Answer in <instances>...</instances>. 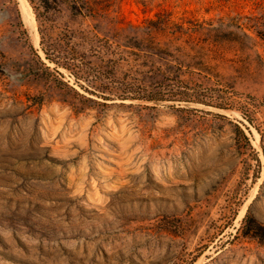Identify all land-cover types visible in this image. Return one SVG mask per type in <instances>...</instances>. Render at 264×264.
<instances>
[{"label":"rangeland","instance_id":"1","mask_svg":"<svg viewBox=\"0 0 264 264\" xmlns=\"http://www.w3.org/2000/svg\"><path fill=\"white\" fill-rule=\"evenodd\" d=\"M21 1L0 264H264V0H25L30 24Z\"/></svg>","mask_w":264,"mask_h":264},{"label":"trees","instance_id":"2","mask_svg":"<svg viewBox=\"0 0 264 264\" xmlns=\"http://www.w3.org/2000/svg\"><path fill=\"white\" fill-rule=\"evenodd\" d=\"M32 9L35 11L36 17L45 14L51 10H57L60 4H65L74 13H82L86 10L83 0H27Z\"/></svg>","mask_w":264,"mask_h":264},{"label":"bare ground","instance_id":"3","mask_svg":"<svg viewBox=\"0 0 264 264\" xmlns=\"http://www.w3.org/2000/svg\"><path fill=\"white\" fill-rule=\"evenodd\" d=\"M24 1V4H25V0H23ZM22 2V1H21ZM23 4V2H22V4L20 3V5H21V10H22V15H23V17H24V20H27L28 21V24H30V22H29V20H28V17H29V15H28V13H27V11H26V8H27V5L28 4H26V6ZM29 11V10H28ZM31 11V10H30ZM30 16H31V13H30ZM31 19V18H30ZM33 19V18H32ZM31 19V20H32ZM26 21V22H27ZM33 21L34 20H32V23H33ZM33 25V24H32ZM31 25V26H32ZM34 28V27H33ZM38 33V32H37ZM39 36V35H38ZM38 36H37V38H38ZM34 39H35V36H34ZM38 40V39H37Z\"/></svg>","mask_w":264,"mask_h":264}]
</instances>
